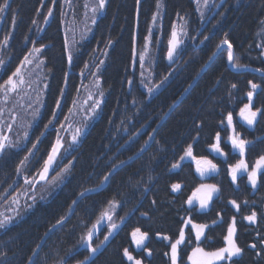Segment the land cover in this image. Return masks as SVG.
I'll return each instance as SVG.
<instances>
[{
  "label": "trees",
  "instance_id": "16d2710c",
  "mask_svg": "<svg viewBox=\"0 0 264 264\" xmlns=\"http://www.w3.org/2000/svg\"><path fill=\"white\" fill-rule=\"evenodd\" d=\"M3 3L0 0V5ZM83 3L84 0H72L71 9L76 17L82 13ZM8 5L0 14V84L36 47L42 48L45 88L39 118L24 145L8 147L0 154V206L23 188V180L42 170L55 142L56 129L72 107L84 72L87 75V70L95 71L103 95L100 94L98 118L64 158L62 164L68 168L61 184L43 201H34L16 222L0 230V264H27L47 230L65 218L76 197L101 186L104 176L115 165L135 155L146 144L159 121L225 36L233 45L234 62L264 72V0H227L205 26L192 0H139V3L105 0L102 15L89 38L71 54V62L62 32L65 0H8ZM157 15L159 21L153 20ZM177 22L185 30L188 41L183 49L185 56L175 66L166 62V54ZM145 48L152 62V85L161 84L168 77L152 97L140 86L139 55ZM250 80L260 85L254 94V107L264 109V77L230 71L227 51H222L157 129L149 149L118 169L102 190L83 197L70 219L48 236L31 264H129L122 254L125 247L142 264H171L170 243L162 236L168 235L173 241L178 238L179 229L184 226L181 218L191 217L195 223L210 226L205 230L207 239L202 237L201 246L213 251L224 246L223 237L234 215L236 241L243 249L240 257L233 258L236 264H264V172L255 189L248 183L246 174L238 177L234 185L227 164L235 163L238 153L232 151L230 142L222 144L227 159L210 154L209 148L217 131L224 141L231 134L226 120L223 128L219 121L232 111L236 130L252 142L244 157L249 168L264 155V140L260 139L264 135V116H258L253 126L238 116L239 109L247 103ZM232 84L237 87L232 88ZM57 101L59 113L53 122ZM197 136L198 141L193 143ZM189 143H193L194 155L205 156L218 164L216 175L202 181L192 162L180 160ZM173 164L180 166L173 168ZM201 182L214 183L220 189L204 211L197 205L189 208L186 203ZM174 183L181 185L177 192L171 189ZM111 200L119 205L113 209V220L119 223V217H124V222L98 252L92 253L81 239ZM229 200L240 204L239 212ZM253 211L257 213L255 224L243 219ZM137 227L149 233L145 245L151 256L143 249H135L131 242V232ZM190 229L191 225L185 228V244L179 246L178 264L181 261L187 264V256L195 246L194 232L193 243H188ZM105 234L101 230L92 239L93 247L103 241ZM252 244L256 247H249Z\"/></svg>",
  "mask_w": 264,
  "mask_h": 264
},
{
  "label": "rangeland",
  "instance_id": "374dc122",
  "mask_svg": "<svg viewBox=\"0 0 264 264\" xmlns=\"http://www.w3.org/2000/svg\"><path fill=\"white\" fill-rule=\"evenodd\" d=\"M192 1L198 16H200V20H202V25L205 26L227 0H207V4H205V0ZM71 3L72 0H65L62 16V32L65 48L67 51V57L74 53L75 49H77V47L83 41L89 38L92 29L96 21L98 20V17L103 13V9L101 10L98 8L99 0H84L82 7L83 11L80 17H76L75 12L71 9ZM93 8H97V11L95 13H93L92 11ZM159 17L160 16L157 15L155 18L159 21ZM47 20L48 17L46 18L44 25L46 24ZM179 22H177L173 28H175L178 32L179 39L182 41V43H180L179 47L176 49L173 61L170 62L167 59L166 54V62L169 65L175 66H177L185 56L183 49L186 42L188 41V39L186 38V32ZM33 48L34 47H32L28 54L32 52ZM225 50L227 51V49ZM141 53L145 54V62L144 66L140 67V86L146 91H148L149 88H153L154 91L151 94H148L149 97H152L160 91L164 83L160 84L159 88H155V86L152 85V62H150V59L148 58V48L142 50ZM40 59V53H33L32 56H29V60H31V63L24 64V59L22 60L21 64L19 65L21 69V75L20 77L13 78L17 82V89L15 92H7L6 94L5 90H0V137H8V141L6 143H11V147L14 148H19L20 146L24 145V143L28 139L33 125L38 120L40 111L42 109L45 79L44 73L42 72V60ZM22 64L23 66H21ZM209 66L207 68H209ZM207 68L205 69V71L207 70ZM88 71L89 70H87V75L84 72V75L81 77L83 82H81L80 84L79 91L73 101L71 109L69 110L63 123L56 129V139L59 136V138L63 142V147L57 155L56 161L53 164L52 168L49 170L47 178L44 180L40 179L39 173L42 171L41 170L37 175L33 176L30 179H27L29 181H32L31 183H25V180H23V188L17 191L10 198L9 202H6L2 206H0V221H9V223H7L5 227L16 222L18 218H20L27 210H29L34 201H43L61 184L64 175L66 174V171H64V169L68 168V165L65 166L62 164L64 162V158L69 154L70 150L73 149L72 147H75L79 143L93 121L98 118L101 109L100 106L102 104L99 80L95 77L94 70L92 72ZM85 77L86 80L88 79L87 81L85 80L86 82H84ZM21 78L23 79V83H19V80ZM58 113L59 107L56 108L53 122L58 116ZM9 126L11 127V130H9ZM77 129L80 130L78 135L76 132ZM74 135L77 136L75 143H73L72 140ZM184 161H190L194 164V162L188 158L184 159ZM53 173L54 176H51ZM214 175H216V173L211 174V176ZM217 195H214L213 199L217 197ZM195 205L198 206V209L200 211H204L209 208L208 206V208L206 209H200L198 204ZM111 211L114 212V210ZM118 224L120 228L122 223L119 222ZM107 227L108 221H102L99 225L98 230L94 231L92 239L95 238L101 230H105V235H107ZM119 228L113 232L112 236L119 230ZM1 229L3 228H0V230ZM112 236H110L109 239ZM106 242H104L102 246ZM83 245L86 246L85 244ZM133 246L136 249L134 244ZM98 250L96 252H98ZM128 263L131 264V262ZM187 264H189L188 260Z\"/></svg>",
  "mask_w": 264,
  "mask_h": 264
},
{
  "label": "snow or ice",
  "instance_id": "6c2138e0",
  "mask_svg": "<svg viewBox=\"0 0 264 264\" xmlns=\"http://www.w3.org/2000/svg\"><path fill=\"white\" fill-rule=\"evenodd\" d=\"M137 3H139V0H137ZM205 4H207V0H205ZM8 0H4V3L0 5V14H2L6 8H8ZM105 7V0H99L98 8L103 9ZM93 13L97 11V8L92 9ZM49 15H51V12H49ZM153 20H155V17H153ZM15 21L13 20V23ZM94 22V21H93ZM205 40L208 39V37L204 38ZM7 43V38H5V44ZM180 43L182 41L179 39V34L176 31L175 28H173V31L171 33V39L169 40V48L167 51V59L171 62L174 59V54L176 53V49L179 47ZM223 45L227 46V62L228 64L232 65L234 68H242L245 67L244 65L240 64L239 62H234V54H233V45L228 40L227 36H225V39H223L220 44H218L216 47L217 49H221ZM147 47V44L145 45ZM42 52V48H36L34 47L32 52H30L28 55L24 57L23 63H31V60H29V56H32L33 53L39 54ZM213 55H216V53H213ZM69 62H71L72 57L69 55L68 57ZM145 62V54L141 53L139 56V63L141 67L144 66ZM2 63V61H0ZM43 63V61H41ZM102 63V62H101ZM23 66V64L21 65ZM257 71H260L257 69ZM21 75V69L20 67H17L16 70L8 77L7 80L4 81L3 84H0V90H5L6 94L7 92H15L17 89V82L13 79L14 77H20ZM168 77L165 76L163 80H161V84L164 83V80H167ZM19 83H23V79L21 78L19 80ZM248 84L250 85L251 90L246 93L247 95V103H244L243 106L239 109L238 116L240 120L245 122L248 126H253L257 122L258 116H264V109L262 108H255L253 104V98L256 90L260 87V85L254 83L253 81H248ZM160 84L155 85V88H159ZM236 84H232V88H236ZM149 94H151L154 89L149 88L148 89ZM103 95V93H101ZM60 106L59 101L56 102V107L58 108ZM98 106V104H97ZM226 120V127L227 129L231 130V134L227 136V140L224 141L221 138L220 131H217L214 137V142L209 145L210 148V154L215 153L218 154L220 157H225L227 159V153L224 151V148L222 147V144L230 142L231 149L233 152H237L239 158L236 159L235 163L229 162L227 164V172L231 177L232 184L236 185L238 177H242L244 174L247 175L248 183L251 185L253 189L257 187L258 179L261 176V173L264 172V155L259 156L258 159L255 160L254 164L251 166V169L249 168V163L245 160V154H246V148L247 146L252 143L246 138H243L241 133L238 132L234 126V116L233 112L229 111L226 114V117L224 119H221L219 121L221 127L223 128L225 125ZM49 124L52 123V121L48 122ZM201 125H198L200 127ZM45 129H47L48 125L46 124ZM63 127V126H61ZM9 130H11V127L9 126ZM77 135L79 134L80 130H76ZM43 135V133H41ZM77 136L74 135L72 140L73 143L76 142ZM199 136L195 137L193 140V143L198 141ZM8 141V137H0V153H3L6 148L11 147V143H6ZM193 143H189L187 147L184 150V154L180 157V160L183 161L184 159L188 158L195 164V171L203 181L208 176L214 173L219 172V167L217 163L213 162V159H209L205 156H197L193 154ZM33 148L36 147L35 144L32 145ZM63 147V142L57 137L55 142L51 146V150L47 154V159L43 162V169L39 173L40 179L44 180L47 178L49 170L52 168L53 164L56 161L57 155L59 154L61 148ZM31 155V153H29ZM25 160L28 159L26 156L24 158ZM23 163V161L21 162ZM180 165L173 164V168H177ZM64 171H67L65 168ZM110 175H106L103 178V182L108 181L110 178ZM32 181H29L25 179V183H31ZM171 189L173 192H177L181 189V185L179 183H174L171 185ZM220 192V189L218 186L214 183H204L201 182L198 187H196L190 196H188L186 203L188 204L189 208H193L195 204H198L200 209H206L209 206V203L212 201L213 196L217 195ZM83 196V193L80 194ZM155 203V201H153ZM229 204H231L237 212L240 210V204L237 203L236 200H229ZM245 204H247V201H244ZM73 204H75V201H73ZM119 205L115 202V200H111L108 203V207L105 208L100 216L97 218L96 223L93 224L92 229H90L86 236L82 237L81 242L85 244L88 248V250L92 253H95L99 247L102 246V244L106 241H108L109 237L112 236L113 232L116 231L119 228V224L116 223L113 220L114 212L111 211L118 207ZM142 215H144L142 213ZM183 222V227L179 229L178 238H176L174 241L168 236L163 235L162 238L164 240L169 241L170 243V259L171 264H178L179 259V251L180 245L185 244V228H187L189 225H191V229L189 230V239L188 243L192 244L193 241L191 239V234L195 233V246L191 248V254L187 256V260L189 264H221V262H225V264H236L234 257H240L243 253V249L238 245L236 241V233H237V221L236 216L234 215L231 218V222L228 224L227 227V234L223 237L224 239V246L213 250V251H206L204 247L201 246V239L202 237L207 239L205 236V230L208 229L210 226L206 223H195L191 219V217L184 219L181 218ZM244 220H247L249 223L255 224L257 222V213L255 211L251 212L250 215L243 216ZM107 220L108 221V227H107V235H104L103 241H101L100 244L93 247V233L94 231H97L99 228V225L102 221ZM120 223L124 222V217H119ZM63 220L58 221V223H62ZM9 223V221H0V228H4L6 224ZM213 225L217 223V221L212 222ZM162 234L157 233V236H161ZM149 233L146 231H141L139 227L135 228L131 232V242L135 245L136 249H143L147 255L151 256L152 252L150 249H148L145 245V241L148 240ZM249 247L255 248L256 245L252 244ZM123 257L126 258L128 262H131V264H142V260L137 258L135 255L132 254V252L129 250L128 247H125L123 249ZM165 255H169V253H165ZM260 253L257 252V256H259ZM181 264L183 262L181 261Z\"/></svg>",
  "mask_w": 264,
  "mask_h": 264
},
{
  "label": "water",
  "instance_id": "95a60500",
  "mask_svg": "<svg viewBox=\"0 0 264 264\" xmlns=\"http://www.w3.org/2000/svg\"><path fill=\"white\" fill-rule=\"evenodd\" d=\"M227 49V46L226 45H223L221 47V49H216V51L214 53H216V55H212V57L210 58V60L207 62V64L203 67V69L198 73V75L196 76V78L193 80V82L190 84V86L187 88V90L170 106V108L168 109V111L166 112V114L163 116V118L159 121V123L157 124V126L155 127V130L153 131L152 135L150 136V138L148 139V141L146 142V144L135 154L133 155L132 157H130L129 159H127L126 161L124 162H121L119 163L118 165H115L111 171L108 173L111 174L110 175V178L112 177V175L120 168H122L123 166L129 164V163H132L133 161H135L136 159H138L142 154H144L148 149L149 147L151 146L152 142H153V139H154V136H155V133L157 131V129L161 126V124L164 122V120L168 117V115L176 108V106L181 102V100L184 98V96L188 93V91L195 85V83L197 82V80L200 78V76L204 73L205 69L212 63V61L219 55V53L222 51V50H225ZM227 66H228V69L234 73H245V72H250V73H253V74H256V75H259V76H262L264 77V72H261V71H257V69H253V68H234L232 67V65L228 64L227 63ZM261 140H264V135L260 138ZM209 177V176H208ZM207 177V178H208ZM109 178V180H110ZM206 178V179H207ZM108 181H105L101 186L99 187H95V188H91V189H87L81 193H83V196H81L80 194L76 197V199L74 200L75 201V204H72L68 214L66 215L65 218H63V222L62 223H56L54 224L51 228H49L47 230V232L45 233V235L43 236L42 240L40 241L39 245L36 247L35 251L33 252L29 262L27 264H31L33 259L35 258V256L37 255V253L39 252L41 246L43 245V243L45 242V240L48 238V236L54 232L57 228H59L60 226H62L63 224H65L69 219L70 217L72 216V213L76 207V205L78 204V202L83 198L85 197L86 195L90 194V193H94V192H97V191H100L102 190L104 187L107 186L108 184ZM61 221V220H60Z\"/></svg>",
  "mask_w": 264,
  "mask_h": 264
},
{
  "label": "bare ground",
  "instance_id": "6f19581e",
  "mask_svg": "<svg viewBox=\"0 0 264 264\" xmlns=\"http://www.w3.org/2000/svg\"><path fill=\"white\" fill-rule=\"evenodd\" d=\"M212 55H213V54H212ZM211 57H212V56H211ZM211 57H210V58H211ZM215 59H216V58H215ZM215 59H214V60H215ZM209 60H210V59H209ZM209 60H208V61H209ZM214 60H213V61H214ZM208 61H207V62H208ZM213 61H212V63H213ZM207 62H206V64H207ZM204 66H205V65H204ZM204 66H203V67H204ZM202 69H203V68H202ZM202 69H201V70H202ZM201 70H200V71H201ZM200 71H199V72H200ZM197 75H198V74H197ZM197 75H196V76H197ZM196 76H195V78H196ZM195 78H194V79H195ZM194 79H193V80H194ZM192 82H193V81H192ZM192 82H191V83H192ZM191 83H190V84H191ZM189 86H190V85H189ZM189 86H188V87H189ZM188 87H187V88H188ZM193 87H194V86H193ZM193 87H192V88H193ZM192 88H191V89H192ZM191 89H190V90H191ZM186 90H187V89H186ZM186 90H185V91H186ZM190 90H189V91H190ZM185 91H184V92H185ZM189 91H188V93H189ZM184 92H183V93H184ZM183 93H182V94H183ZM188 93H187V94H188ZM182 94H181V95H182ZM187 94H186V95H187ZM181 95H180V96H181ZM186 95H185V96H186ZM180 96H179V97H180ZM185 96H184V97H185ZM182 100H183V99H182ZM182 100H181V101H182ZM155 134H156V133H155ZM150 136H151V135H150ZM154 137H155V136H154ZM153 140H154V139H153Z\"/></svg>",
  "mask_w": 264,
  "mask_h": 264
}]
</instances>
